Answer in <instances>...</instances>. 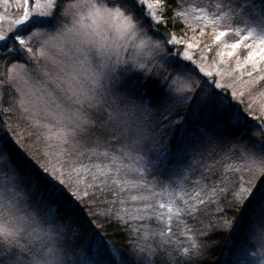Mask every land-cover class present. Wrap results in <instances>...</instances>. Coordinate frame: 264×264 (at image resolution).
<instances>
[{"label": "snow or ice", "instance_id": "snow-or-ice-1", "mask_svg": "<svg viewBox=\"0 0 264 264\" xmlns=\"http://www.w3.org/2000/svg\"><path fill=\"white\" fill-rule=\"evenodd\" d=\"M66 2L0 0V102L8 103V114L22 111L48 140L72 144L60 153H75L71 164L49 170L45 163L44 171L83 202L97 228L125 232L129 251L102 241L80 247L75 206L66 216L42 209L50 224L44 235L71 239V264H207L209 232L221 221L236 228L247 221L252 227L234 264H264V180L255 183L264 177V114L254 87L264 85V7L251 0H124L146 30L129 64L118 52L113 59L75 39L73 57L67 42L79 32L75 16L71 25L61 19ZM116 13L125 30L135 29L130 17ZM173 20L186 30L170 31ZM160 28L164 34L153 38ZM70 58L75 80L65 78ZM246 77L245 92L236 85ZM229 88L231 100L239 96L258 124L216 91ZM181 109L203 128L173 157L169 138L188 130ZM86 139L88 153L79 149ZM63 167L75 173L74 183L63 178ZM51 192L71 203L54 185ZM62 251L50 247L49 264H62Z\"/></svg>", "mask_w": 264, "mask_h": 264}, {"label": "clouds", "instance_id": "clouds-1", "mask_svg": "<svg viewBox=\"0 0 264 264\" xmlns=\"http://www.w3.org/2000/svg\"><path fill=\"white\" fill-rule=\"evenodd\" d=\"M75 2L76 0H67L63 11L68 12V16L65 17L63 13L61 15V19H67L70 25L73 16L76 17L79 35L70 34L67 42V47L73 49L72 56L75 54V39L87 41L86 47H91L97 54L112 55L113 59L118 52L121 59L130 64L131 57L136 54V46L146 30L136 20L134 13L124 6V0H79V8L72 7ZM118 8L124 16L131 18L135 29L125 30L124 21L116 13ZM96 9H100L99 14ZM105 9L108 11H104ZM117 43L120 45L119 49L115 47ZM66 63L68 67L65 78L75 80L71 58ZM0 181V264L55 262V258L49 253L50 247L63 249L62 264H71V239L50 241L44 235L50 227L45 212L32 205L27 186L15 167L8 169L6 164L0 165Z\"/></svg>", "mask_w": 264, "mask_h": 264}, {"label": "rangeland", "instance_id": "rangeland-1", "mask_svg": "<svg viewBox=\"0 0 264 264\" xmlns=\"http://www.w3.org/2000/svg\"><path fill=\"white\" fill-rule=\"evenodd\" d=\"M180 3L181 0H173V5H179ZM251 4L256 8L264 7V0H251ZM11 11L12 10L10 9L7 15L10 16ZM173 15H175L174 7ZM181 25L182 21L178 22L176 20H173L169 26V30L172 32L185 31L186 26L182 27ZM4 26H7V22H5ZM151 34L153 35V38H159L164 34L163 28H160L159 30L153 29ZM188 34L191 35V33ZM225 39L229 40V42H232L234 38L230 36L226 37ZM217 79H219V77H217ZM248 82L249 78L246 77L243 83L238 82L236 86L246 92ZM254 87L258 89V91L255 93V104L257 107V112L260 114H264V101H262L260 95L262 92H264V85L258 82ZM216 91L221 96L227 97L228 102L233 103L238 108H243L239 110L245 113L250 123H259V120H253L251 115H247L244 104L240 103L239 96L237 97V100H231V93L233 91L232 88H229L227 92L221 89H216ZM0 95L4 94L0 93ZM5 99L8 100V102H11L10 97H5ZM248 99L252 100L253 97H248ZM37 104H42V101L38 99ZM7 107L8 103L0 102V165L6 164L8 169H12L13 166L15 167V170L20 174V176L24 180L25 185L27 186L29 198L34 207L39 209L50 208L57 214V216H66L70 214L69 210H66V212L61 214L56 212L58 196L53 195L52 192L50 194V191L48 192L45 188L41 187L40 183H42L41 181L44 180L43 182L46 181L48 183L47 186L52 188L54 185L57 190L66 193L68 197L72 198L74 204L85 208L83 202L76 201L71 196V193L65 188V186L61 185L58 179H53L52 175H50L49 172H45L44 168L42 167V165L47 163L49 170H51L53 165H55L57 168H61V163L71 164V162L76 159V154L74 153L73 155L69 156L67 154L61 155L60 153L63 151V149H68L69 151H71L73 147L72 144H63L62 141H59L56 138L48 140L45 135V130L37 128L32 120L25 119L22 111L8 114L5 111ZM179 118L188 121V130L186 133L177 132L174 140H171V138L169 139V153L173 157L179 156L181 154L182 147L190 140H195L199 136L203 128L202 124L193 120L190 110L181 109ZM91 143L92 141L90 139L80 141L79 149L84 151L85 153H88L92 150L90 148ZM8 144H10V149H8L7 147ZM13 153L16 155H14ZM185 156L186 159H190L191 151L189 150L185 154ZM17 158H19L20 160H16ZM92 162L93 161H87L85 159V163L90 164ZM75 167L79 168L82 167V165L76 164ZM61 170L66 174L63 177L66 182L70 184L74 183L75 173L72 172L71 168L63 167ZM11 178L12 177H10V179ZM80 179L81 181H83L84 177L81 176ZM262 180H264V177L258 176L255 180V183L259 185ZM85 211H87L86 208ZM74 218L76 219V217ZM228 219L233 220L234 218L229 215ZM219 223L221 226L213 231H218L219 229H223L224 231H226L224 233L226 241L229 239V228L227 226H223L222 221ZM251 227L252 225H250L247 221L242 222L240 228H238L240 235L232 238L233 240H228L227 247L223 254L224 262H227L228 264H234L236 254L238 250L245 245L247 234ZM214 236L215 235H212V237ZM89 237L90 236L87 234V237L84 239L87 241ZM127 238L128 236L126 234L125 241L123 240L122 245L120 246L115 245L110 240H102V238L100 237H96V239H94L95 241H93V239H89L92 242L87 241L88 244H86L85 241L84 243L79 245L83 249L87 250L88 248L94 247L97 243L102 241L106 245H115L116 247L121 249V251L124 252L125 255H127L129 251L127 247L129 240ZM214 239H216V237Z\"/></svg>", "mask_w": 264, "mask_h": 264}, {"label": "trees", "instance_id": "trees-1", "mask_svg": "<svg viewBox=\"0 0 264 264\" xmlns=\"http://www.w3.org/2000/svg\"><path fill=\"white\" fill-rule=\"evenodd\" d=\"M239 109H243V108H239ZM176 134L177 132L174 133L170 137L171 140H174ZM7 147L8 149H10V144H8ZM16 160H20V159L17 158ZM43 181H41L42 183H40L41 187L45 188L48 192L50 191L49 193L51 194L52 188L47 186L48 183L46 181L45 182ZM63 196L67 197L68 200L71 201V203L66 205L63 197L58 196L57 197L58 204L56 206V212L61 214V213L66 212V210L70 211V209L73 206H75V208L77 209L76 214H75L76 220L78 221V224L82 226L80 228V233L78 236L79 244H82L86 241L84 238H86L88 234L90 237L87 239V241L89 242H92L89 239H93V241H95L94 239H96V237H100L102 238V240H110L112 243H114L117 246L122 245V241L123 240L125 241V238H126L125 232L119 230L114 225H105V227L103 228H97L93 223L90 222L92 218L88 215L87 211H85V208L74 204L72 201V198L68 197L66 193H63ZM228 228H229L228 235H229L230 240H233L232 238L240 235L239 229L236 228L235 226L228 227ZM225 232L226 231H224L223 229H219L218 231L209 232L208 237H207V245L209 246L210 255L208 257L207 264H210V263L211 264H228L227 262L223 261V254L227 247V242L229 240L228 239L225 241V234H224ZM212 235H215V236L212 237ZM215 237L216 239H214ZM87 241H86V244H88Z\"/></svg>", "mask_w": 264, "mask_h": 264}]
</instances>
